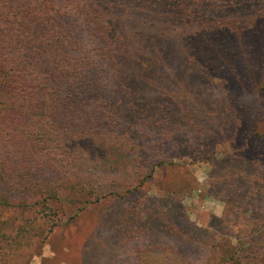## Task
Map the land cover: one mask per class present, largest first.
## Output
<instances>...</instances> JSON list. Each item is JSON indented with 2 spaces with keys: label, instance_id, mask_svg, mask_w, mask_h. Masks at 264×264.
I'll use <instances>...</instances> for the list:
<instances>
[{
  "label": "trees",
  "instance_id": "trees-1",
  "mask_svg": "<svg viewBox=\"0 0 264 264\" xmlns=\"http://www.w3.org/2000/svg\"><path fill=\"white\" fill-rule=\"evenodd\" d=\"M105 1L119 11L114 25L128 17L132 29L115 32L100 0H0V211L31 214L19 223L0 218V259L51 233L65 210L75 219L90 196L101 197L90 182L93 164L134 167L132 181L140 166L149 177L166 164L158 154L171 149L212 154L209 184L224 194L225 216L202 228L176 194H156L129 236L169 231L225 246V264H264V142L251 150L247 138L250 151L218 158L214 145L187 139L214 142L248 119L231 102L202 98L200 84L228 74L256 92L264 82L252 66L264 64V0ZM256 117L254 125L264 119ZM149 152H158L154 166ZM232 214L250 225L236 245L226 228ZM44 218L46 226L38 224Z\"/></svg>",
  "mask_w": 264,
  "mask_h": 264
},
{
  "label": "rangeland",
  "instance_id": "rangeland-1",
  "mask_svg": "<svg viewBox=\"0 0 264 264\" xmlns=\"http://www.w3.org/2000/svg\"><path fill=\"white\" fill-rule=\"evenodd\" d=\"M100 1L105 11L113 18L109 17L107 21L115 32L120 30L125 32L128 26L132 27L128 17L123 26H115L113 13L122 23V19L119 20V11L112 7V3ZM249 48L250 50L246 51L247 56L254 52L253 45ZM249 65L251 66L252 62L243 63L242 68L245 66V71H250V67H247ZM173 66L177 69V66ZM252 66L264 72L263 63L260 65L254 62ZM227 75H223L222 79L215 78L213 83L202 81L200 94L210 102L223 100L235 104L238 106L236 114L247 115L248 119L227 133V136L233 135L232 140L227 136H221L216 139L217 142H212L207 135L204 138H196L194 134L189 133L187 136V139L199 144L201 148L214 145V157L218 158L232 153L239 154L244 150L250 151L246 148L247 138L248 144H252L249 145L251 150L257 148L256 142H264V119L260 120V124L254 125L255 120H259L256 116L264 118V82L255 88L256 92H253L237 86ZM203 132L202 130V134ZM156 153L158 152H149L146 164L154 166L153 162L156 161L153 159L157 158ZM158 155L163 156L161 158L168 162L156 164L153 174L149 177L147 174L150 169L140 166L138 170L140 173L132 181L129 180L131 177L127 176L131 175L134 167L129 169V172L124 167L119 169L112 167L109 171V167L103 168L102 164L95 167L93 164L94 169L91 172L94 174L90 182L99 188L97 191L101 197H97V194L90 196L85 209L81 210L75 219H69L71 210L64 209V213H61L62 221L51 233L39 236L34 244L22 248V253L18 252L15 256L0 259V264H225L223 259L228 254V249L222 245L211 248V245L203 242L194 243L183 235L161 230H144L142 234L129 236L131 232H135L137 224H144L145 219L140 216L141 211L146 209L148 196L156 194H176L186 214L202 228L210 229L212 216H225L227 208L225 196L218 189H212L209 184L211 180L209 160L212 154L203 152L188 154L166 149ZM128 183H133L134 186L142 185L140 190L129 192L124 190ZM261 207H264V203ZM30 215L29 212L0 211L2 220L8 219L14 223H19V219L28 218ZM247 221L244 214L239 217L232 214L227 218L229 225L226 228L230 230L229 234L233 235L228 236L232 244H237L238 239L235 237L241 234V231L249 230L250 225ZM38 224L46 226V219L38 221ZM160 245L167 249V253H159L160 247L156 246ZM153 247L156 248L154 253ZM168 257L175 258V261H165ZM226 264H231V261Z\"/></svg>",
  "mask_w": 264,
  "mask_h": 264
}]
</instances>
